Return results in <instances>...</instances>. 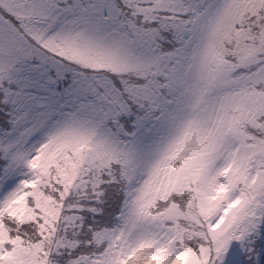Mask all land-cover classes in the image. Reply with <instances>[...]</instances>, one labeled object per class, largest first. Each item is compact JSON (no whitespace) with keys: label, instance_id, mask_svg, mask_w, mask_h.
I'll use <instances>...</instances> for the list:
<instances>
[{"label":"snow or ice","instance_id":"6c2138e0","mask_svg":"<svg viewBox=\"0 0 264 264\" xmlns=\"http://www.w3.org/2000/svg\"><path fill=\"white\" fill-rule=\"evenodd\" d=\"M0 264H264V0H0Z\"/></svg>","mask_w":264,"mask_h":264}]
</instances>
